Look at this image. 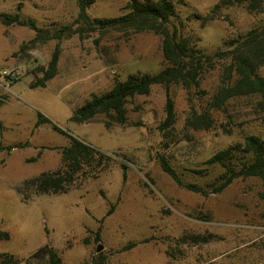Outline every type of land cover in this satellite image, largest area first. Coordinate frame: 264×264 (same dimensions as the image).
I'll return each instance as SVG.
<instances>
[{
    "label": "rangeland",
    "instance_id": "rangeland-1",
    "mask_svg": "<svg viewBox=\"0 0 264 264\" xmlns=\"http://www.w3.org/2000/svg\"><path fill=\"white\" fill-rule=\"evenodd\" d=\"M171 1L170 27L206 53L264 22V14L234 5L221 8L218 18L202 26L194 14L205 15L220 0ZM125 4L95 0L86 13L91 19L117 17L126 12ZM2 13H19L42 29L70 26L76 33L58 43L56 76L44 88H32L57 42L31 46L33 31L0 23V71L17 73L15 79L0 76V145L19 146L0 152V231L9 234L0 241V260L8 255L18 264H49L46 256L33 257L48 245L60 264H264L263 183L254 177L237 179L214 194L221 169L205 163L248 135L264 141V109L256 98H236L223 112L211 111L209 130L186 128L192 110L200 113L220 84V71L212 64L198 86L171 87L176 123L166 137L159 130L167 98L161 86L128 100L125 125L107 126L104 116L75 123L73 110L91 95L108 91L129 74H154L166 67L161 36L127 30L84 33L77 0H0ZM39 115L48 121L36 126ZM52 124L110 160L101 168L84 167L66 193L24 201L23 182L59 169L60 148L71 143ZM159 156L185 184L209 194L178 187L161 170ZM196 235L215 238L185 242Z\"/></svg>",
    "mask_w": 264,
    "mask_h": 264
},
{
    "label": "trees",
    "instance_id": "trees-1",
    "mask_svg": "<svg viewBox=\"0 0 264 264\" xmlns=\"http://www.w3.org/2000/svg\"><path fill=\"white\" fill-rule=\"evenodd\" d=\"M95 0H77L78 19L82 32L127 30L138 34L153 32L161 36V51L166 67L154 74H129L124 81H117L111 89L101 94H93L82 105L76 107L71 116L75 123H88L97 116H104L110 124L125 125L127 123L126 104L137 95H148L154 86H161L166 91L165 119L159 130L166 137L176 123L174 103L170 97V89L179 86L190 90L198 86L208 65L220 71V84L208 99L203 110L195 109L186 118L185 126L190 130H209L213 124L211 111L223 112L229 101L241 97H254L258 106L264 109V22L247 31L244 35L223 42V48L213 53L196 49V43L182 37L178 29L171 26L175 14V6L171 0H126L123 8L126 12L117 17L91 19L86 10ZM243 6L250 13L264 14V0H220L205 15L194 14V18L202 26L219 17L220 9L229 6ZM21 5L18 6L20 8ZM0 23L4 26L27 27L34 32L29 45L45 44L56 41L47 67H41L42 76L32 88H44L58 71L60 56L59 42L76 33L70 26L42 29L32 19L22 18L19 13L0 14ZM83 34V33H82ZM3 103L0 100V105ZM48 120L41 115L36 126ZM52 129L70 138V145L60 148L61 167L55 171L44 172L39 176L26 179L19 188L23 200L28 201L33 195L59 194L69 191L78 174L84 167L101 168L110 157L70 137L63 130L52 124ZM19 147V146H17ZM16 146L0 145V152H11ZM32 160H35L33 158ZM161 170L180 188L203 195L209 194L193 184H185L176 170L163 157H158ZM210 166H218L221 173L216 176L212 193L219 194L237 179L258 178L264 186V141L257 135H248L242 141L231 144L224 150L213 154L205 162ZM123 170L125 166L122 165ZM198 176L203 170L195 171ZM114 205L107 211L112 214ZM213 235H196L185 242L194 244L208 243ZM9 234L0 231V241L8 240ZM129 245L127 248H131ZM48 258L49 264H60L55 251L48 245L40 248L33 257ZM12 256L1 255L0 264H18Z\"/></svg>",
    "mask_w": 264,
    "mask_h": 264
},
{
    "label": "built area",
    "instance_id": "built-area-1",
    "mask_svg": "<svg viewBox=\"0 0 264 264\" xmlns=\"http://www.w3.org/2000/svg\"><path fill=\"white\" fill-rule=\"evenodd\" d=\"M0 76H7L10 79H15L17 77V73H15V72H8V71H0Z\"/></svg>",
    "mask_w": 264,
    "mask_h": 264
},
{
    "label": "water",
    "instance_id": "water-1",
    "mask_svg": "<svg viewBox=\"0 0 264 264\" xmlns=\"http://www.w3.org/2000/svg\"><path fill=\"white\" fill-rule=\"evenodd\" d=\"M101 250V247L99 246V247H97V252H99Z\"/></svg>",
    "mask_w": 264,
    "mask_h": 264
}]
</instances>
